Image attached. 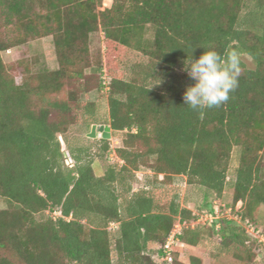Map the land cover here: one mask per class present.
Wrapping results in <instances>:
<instances>
[{
    "label": "trees",
    "instance_id": "obj_1",
    "mask_svg": "<svg viewBox=\"0 0 264 264\" xmlns=\"http://www.w3.org/2000/svg\"><path fill=\"white\" fill-rule=\"evenodd\" d=\"M110 1L102 8L103 0H0V196L11 205L0 210V264H157L148 246L160 245L165 256L178 222L177 239L187 246L205 240L204 228L219 233L223 248L250 240L226 220L218 230L187 226L197 218L180 203L175 178L201 188L204 199L221 198L239 148L233 204L242 201L252 223L264 205V0ZM100 31L105 50L95 58L90 40ZM47 37L58 68L21 63L16 83L2 52ZM208 48L238 51L242 71L229 100L201 113L184 104L193 82L182 69L187 56ZM89 72L110 79L108 125L122 141L102 176L93 164L112 151L110 140H92L95 154L68 139L78 115L89 127L95 121L81 96L103 82ZM142 168L153 174L136 189ZM171 264L184 263L172 256Z\"/></svg>",
    "mask_w": 264,
    "mask_h": 264
},
{
    "label": "rangeland",
    "instance_id": "obj_2",
    "mask_svg": "<svg viewBox=\"0 0 264 264\" xmlns=\"http://www.w3.org/2000/svg\"><path fill=\"white\" fill-rule=\"evenodd\" d=\"M110 0H103L102 8L110 7ZM152 37V32L149 31L148 38ZM90 47L92 54L95 58L102 57L104 53V45H103V33L97 32L91 36ZM2 60L6 65L10 74L15 78L16 83H20L23 76V68L21 67V63L29 64L30 68L33 71H39L43 69L54 70L58 68V63L56 60V55L54 52L53 40L51 37H47L44 39L35 40L29 42L20 47H16L10 49L8 51L2 52L1 54ZM245 61L248 66H253L251 59L245 56ZM96 73L98 77L101 78L103 82V88L100 90H94L88 94L82 95L81 100L84 103H89L88 110L92 117L95 119L94 123L89 127L84 122V117L81 115L77 117L79 121L78 124L72 126L71 130L68 133V139L71 143H86L87 145H92L93 149L92 153H99L98 147L95 142L92 140H100L101 137L96 133V137H90L93 127L96 126H104L109 127V108H108V94H107V85L110 79L102 72H89ZM111 133V131H110ZM61 141L62 151L64 153V157L66 159V164L69 166L73 165V160L70 156L69 150L67 149V145L63 137H59ZM111 142L112 151L106 153L104 158L96 159L93 164V168L96 176H102L103 172L106 170L108 165L112 164L116 160L114 149L122 146V141L120 137L117 135L116 137H112L109 139ZM96 145V146H95ZM239 148H234L231 161L228 170V180L227 186L224 191V194L221 198H214L213 196L204 199V192L201 188L195 186H188L186 184V180L184 177L179 176L175 178L176 185L183 187L182 197L180 203L182 206L191 209L194 214L203 213V211H208L206 208H202V206L206 205V203H212L214 207H219L221 211L224 209H232L231 217H235V213L237 212L238 203L235 205L234 203V180H235V172L239 165ZM262 174H264V152L262 154ZM153 173L147 169L142 168L136 173L134 187L136 189L144 186V183L148 176H151ZM167 199V198H166ZM166 199H161L159 201V207L163 208L167 204ZM242 202V201H241ZM241 212L242 215L244 213L243 202L241 203ZM11 205L9 201L0 196V210L10 208ZM51 216H58V213H49ZM46 214V215H48ZM229 216V217H230ZM225 219L227 220V216ZM229 219V218H228ZM254 224L257 225L260 229L264 230V205L259 206L254 212ZM228 221V220H227ZM232 221V220H231ZM228 221V222H231ZM191 226V223L188 224ZM240 225V224H239ZM197 226V225H196ZM195 226V227H196ZM204 225L200 224L199 227H203ZM206 226V225H205ZM112 229H115V226H112ZM208 235L205 240H203L198 246L192 247L187 246L179 241L173 244L172 248V256L173 258L179 259L184 264H189L190 259L198 258L201 261V264H264V244L254 241L253 238L250 237V240L245 244H230L229 248H223L220 244V235L217 232L211 231L208 228H204ZM246 233V232H245ZM161 246L155 243H151L148 246L147 253L153 257L154 261L157 264H166L164 261V256L160 254Z\"/></svg>",
    "mask_w": 264,
    "mask_h": 264
},
{
    "label": "clouds",
    "instance_id": "obj_3",
    "mask_svg": "<svg viewBox=\"0 0 264 264\" xmlns=\"http://www.w3.org/2000/svg\"><path fill=\"white\" fill-rule=\"evenodd\" d=\"M193 82L183 93L185 106L193 111L220 107L230 98L239 84L241 74L240 54L235 49H225L221 54L213 48L204 49L198 57L187 56L182 69ZM158 85L161 80L155 79ZM153 85V86H154ZM152 86V87H153Z\"/></svg>",
    "mask_w": 264,
    "mask_h": 264
},
{
    "label": "built area",
    "instance_id": "obj_4",
    "mask_svg": "<svg viewBox=\"0 0 264 264\" xmlns=\"http://www.w3.org/2000/svg\"><path fill=\"white\" fill-rule=\"evenodd\" d=\"M242 202L240 201L237 207V212L235 213V217H231L230 214L232 213V209H227L221 211L219 207H214L213 211H203V213L196 214V220L191 222L190 227H195L196 225H207V224H214L215 229L218 230L221 227L222 221L226 220L224 216H227V220L237 223L238 225L244 229L246 234L253 238L254 241L260 242L264 244V230L260 229L257 225L250 222L249 220H244L243 216L240 214V210L242 207ZM59 214V213H58ZM230 216V217H229ZM229 218V219H228ZM226 220V221H227ZM189 226V225H187ZM184 224L181 222H178L168 238V241L166 242V245L164 246V261L166 264H171L172 261V248L173 244L178 242L177 236L180 235L183 231Z\"/></svg>",
    "mask_w": 264,
    "mask_h": 264
},
{
    "label": "water",
    "instance_id": "obj_5",
    "mask_svg": "<svg viewBox=\"0 0 264 264\" xmlns=\"http://www.w3.org/2000/svg\"><path fill=\"white\" fill-rule=\"evenodd\" d=\"M110 128L109 127H104V126H96V127H93L92 129V132L90 134V137H96V133H98V135L101 137V138H104V139H110L111 138V133H110Z\"/></svg>",
    "mask_w": 264,
    "mask_h": 264
}]
</instances>
